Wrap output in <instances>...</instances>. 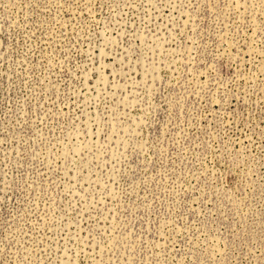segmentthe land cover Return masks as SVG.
<instances>
[{
  "label": "rangeland",
  "instance_id": "rangeland-1",
  "mask_svg": "<svg viewBox=\"0 0 264 264\" xmlns=\"http://www.w3.org/2000/svg\"><path fill=\"white\" fill-rule=\"evenodd\" d=\"M0 264H264V0H0Z\"/></svg>",
  "mask_w": 264,
  "mask_h": 264
}]
</instances>
